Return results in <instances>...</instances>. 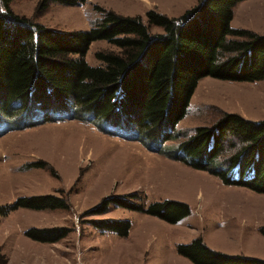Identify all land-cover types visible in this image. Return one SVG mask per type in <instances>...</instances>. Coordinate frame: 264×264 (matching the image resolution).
Returning <instances> with one entry per match:
<instances>
[{
    "label": "trees",
    "instance_id": "1",
    "mask_svg": "<svg viewBox=\"0 0 264 264\" xmlns=\"http://www.w3.org/2000/svg\"><path fill=\"white\" fill-rule=\"evenodd\" d=\"M14 0H0V136L67 117L91 123L104 134L137 141L149 152L207 171L225 185L264 194V119L224 112L212 125L191 133L177 130L199 81L207 76L234 82L264 80V34L232 26L235 7L244 0H199L179 17L157 10L125 16L100 6L102 18L88 30H58L16 14ZM88 0H40L36 14L51 4L79 6ZM158 26L164 33H152ZM106 40L119 51H98V65L86 55ZM180 139L176 145L171 140ZM24 169L54 168L44 160ZM139 192L104 197L86 212L100 215L112 206L144 211L176 224L191 214L189 204L172 199L145 207ZM19 208L68 210L67 197L53 193L18 197L0 205V218ZM97 228L128 236L131 221L91 220ZM264 235V227L260 229ZM68 226L32 227L29 238L56 243ZM193 264H264V259L228 254L202 237L178 244ZM6 259L0 254V264Z\"/></svg>",
    "mask_w": 264,
    "mask_h": 264
},
{
    "label": "rangeland",
    "instance_id": "2",
    "mask_svg": "<svg viewBox=\"0 0 264 264\" xmlns=\"http://www.w3.org/2000/svg\"><path fill=\"white\" fill-rule=\"evenodd\" d=\"M39 2L14 0L10 7L49 28L69 31L92 28L103 16L96 6L125 16H142L146 21L151 9L179 17L199 0H88L79 6L54 3L37 15ZM234 13L233 27L264 34V0H244ZM150 30L164 33L158 26ZM98 51L119 49L106 40L95 41L86 55L89 64H100L95 56ZM224 112L264 119V80L202 78L177 130L191 133L197 126H212ZM2 129L0 126V133ZM37 160L48 162L56 174L49 168H23ZM161 161L176 163L181 173H176L172 164L162 167ZM135 192L141 194L145 207L172 199L189 204L191 214L176 224L116 206L104 214H86L104 197ZM47 193L67 197L71 208H19L0 218V254L5 264H193L176 247L197 237L214 250L264 259L260 231L264 227L263 193L225 185L207 171L149 152L137 141L101 133L78 119L67 117L0 136V205ZM100 219L131 221L129 235L102 230L91 222ZM51 226H68L72 232L56 243L38 242L25 234L32 227Z\"/></svg>",
    "mask_w": 264,
    "mask_h": 264
},
{
    "label": "crops",
    "instance_id": "3",
    "mask_svg": "<svg viewBox=\"0 0 264 264\" xmlns=\"http://www.w3.org/2000/svg\"><path fill=\"white\" fill-rule=\"evenodd\" d=\"M234 17H235V13H234ZM238 28H242V27H238ZM167 164H172L173 166H172V168H175L176 169V173L178 172V174H180L181 173V167L179 166V165H176V163H173V162H169V163H167V162H165L164 163V161H161V166L162 167H164L165 165H167ZM177 167H180V168H177ZM159 177H163V173H160L159 174ZM167 180H169V176H168V174H166V176H164ZM177 177V176H176Z\"/></svg>",
    "mask_w": 264,
    "mask_h": 264
}]
</instances>
